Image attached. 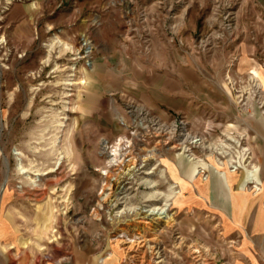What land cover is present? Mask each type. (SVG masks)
<instances>
[{
  "label": "rangeland",
  "instance_id": "374dc122",
  "mask_svg": "<svg viewBox=\"0 0 264 264\" xmlns=\"http://www.w3.org/2000/svg\"><path fill=\"white\" fill-rule=\"evenodd\" d=\"M215 167L264 174V0H0V264H229Z\"/></svg>",
  "mask_w": 264,
  "mask_h": 264
},
{
  "label": "crops",
  "instance_id": "0c3cea01",
  "mask_svg": "<svg viewBox=\"0 0 264 264\" xmlns=\"http://www.w3.org/2000/svg\"><path fill=\"white\" fill-rule=\"evenodd\" d=\"M199 175V174H198ZM192 178L191 206L197 212L214 210L226 213V219L221 220L222 226L229 230L226 234L235 239L237 251L229 264H264V174L258 176L254 191L248 186L240 188L241 177L228 174L230 190L225 192L217 176L211 175L210 180ZM186 185V184H185ZM184 183L181 184L183 188ZM229 236V237H230ZM240 238V239H239ZM234 241V240H233ZM78 264H120L116 256L102 262L94 259Z\"/></svg>",
  "mask_w": 264,
  "mask_h": 264
},
{
  "label": "bare ground",
  "instance_id": "6f19581e",
  "mask_svg": "<svg viewBox=\"0 0 264 264\" xmlns=\"http://www.w3.org/2000/svg\"><path fill=\"white\" fill-rule=\"evenodd\" d=\"M84 46H86V45H88V41H87V39H84V44H83ZM66 50H68L69 51V53H71L72 52V49L70 48V47H67L66 48ZM65 50V51H66ZM64 51V50H63ZM86 52V51H85ZM89 51H87L86 53H88ZM48 59L47 60H45L44 61V63L45 64H48ZM134 107V106H133ZM135 108V107H134ZM129 110V109H128ZM136 111V110H135ZM129 112L130 113H132L134 116H136V117H139V116H141L142 118H144L146 115H147V113L145 112V110H142V108L141 109H138V112L137 113H135L133 110H129ZM137 124H140L139 122L137 123ZM178 125L179 124H181L180 125V129H179V132H178V135H175V133H176V131L175 130H177L175 127H176V124H172L171 125V127L169 128L168 126H166V125H164L163 123H161V122H159V121H154V122H152V125L154 126L153 127V131H154V133H155V135L158 137V136H161V137H163L164 139H165V142H172V143H175V145H174V147H177V148H182L185 152H189L190 154H188V156L186 157L187 159H188V161L190 162V163H193L194 165H196L197 163H198V161H195V159H196V157H194V154L192 153V150H191V148H192V146H193V144L194 143H196L197 144V141L199 140V139H197V137L194 135V136H192L189 132H188V130L185 128V124L183 123V122H179V123H177ZM137 126V125H136ZM147 126H145L142 130H143V132L141 133V132H139V133H134V136L135 137H137L138 139H139V141L141 140L142 142H144L145 141V137H146V135H147V133L145 132V131H147V128H146ZM148 127H150V126H148ZM152 127V126H151ZM137 139V140H138ZM121 141H122V139H119V141H118V143H117V145L119 146V145H121L122 143H121ZM128 141V140H127ZM140 141V142H141ZM123 142V141H122ZM128 142H131V141H128ZM107 142H105V141H102V143H101V145H102V150L103 151H105L106 149H108V145L106 144ZM134 143V142H133ZM131 145V144H130ZM134 145V144H133ZM140 145V144H139ZM195 146V145H194ZM112 147V146H111ZM101 148V147H100ZM113 148V147H112ZM132 148V147H131ZM101 150V151H102ZM111 151V153L109 154V153H107L106 152V154H109L110 156H113V155H115V154H118V151L119 150H117V148H116V145L114 146V148L113 149H111L110 150ZM109 151V152H110ZM135 151V150H134ZM127 152V151H126ZM125 152V153H126ZM129 152V151H128ZM120 153V152H119ZM109 155H108V157H109ZM123 155V154H122ZM125 155V154H124ZM152 155V154H151ZM116 157V156H115ZM115 159V158H114ZM114 159H113V161H114ZM119 159V158H118ZM133 160V159H132ZM121 161H123V160H121ZM216 168V170L217 171H222V172H224V175H225V180H226V184H227V186H228V188H229V190H230V186H229V183H228V177H227V173L225 172V171H223V170H220V169H218L217 167H215ZM134 169V166H129L128 168H126V169H124L122 172H121V175H119V177H117V179H115V182H113V183H115L116 185L119 183V179L122 177V174L123 175H130V173L129 172H131L132 170ZM120 171H121V169H120ZM201 171L200 170H197V174H199ZM257 174V173H256ZM114 181V180H113ZM118 182V183H117ZM121 186V185H120ZM120 186H119V184H118V186L116 187V189H120ZM114 190V189H113ZM108 194V193H107ZM112 194V193H111ZM152 195V194H151ZM107 197H108V195H106ZM153 196V195H152ZM110 198V197H109ZM159 212H161L160 210H159ZM159 212H148L149 213V215H154V214H157V215H162L163 214V212L162 213H159ZM123 240V239H122ZM121 241V240H120ZM124 241V240H123ZM123 243H125V241L123 242ZM127 243V242H126ZM134 243V242H133Z\"/></svg>",
  "mask_w": 264,
  "mask_h": 264
}]
</instances>
